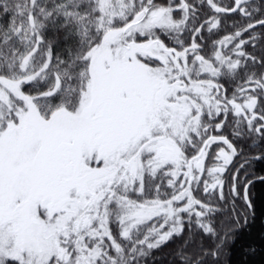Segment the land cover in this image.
Returning a JSON list of instances; mask_svg holds the SVG:
<instances>
[{"label":"snow or ice","instance_id":"1","mask_svg":"<svg viewBox=\"0 0 264 264\" xmlns=\"http://www.w3.org/2000/svg\"><path fill=\"white\" fill-rule=\"evenodd\" d=\"M258 218L264 0H0V264H246Z\"/></svg>","mask_w":264,"mask_h":264},{"label":"trees","instance_id":"2","mask_svg":"<svg viewBox=\"0 0 264 264\" xmlns=\"http://www.w3.org/2000/svg\"><path fill=\"white\" fill-rule=\"evenodd\" d=\"M246 243H254L257 247V254L246 258V264H264V219L258 218L246 230ZM241 259L239 250L233 255V260Z\"/></svg>","mask_w":264,"mask_h":264}]
</instances>
